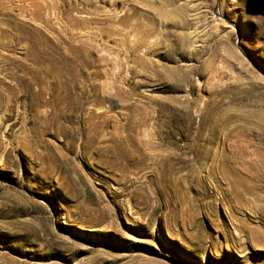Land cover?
I'll return each instance as SVG.
<instances>
[{
  "label": "rangeland",
  "instance_id": "1",
  "mask_svg": "<svg viewBox=\"0 0 264 264\" xmlns=\"http://www.w3.org/2000/svg\"><path fill=\"white\" fill-rule=\"evenodd\" d=\"M0 264H264V0H0Z\"/></svg>",
  "mask_w": 264,
  "mask_h": 264
}]
</instances>
